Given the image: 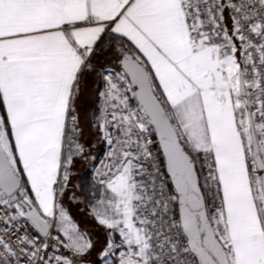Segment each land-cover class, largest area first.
I'll list each match as a JSON object with an SVG mask.
<instances>
[{
  "label": "snow or ice",
  "instance_id": "obj_1",
  "mask_svg": "<svg viewBox=\"0 0 264 264\" xmlns=\"http://www.w3.org/2000/svg\"><path fill=\"white\" fill-rule=\"evenodd\" d=\"M0 264H264V0H0Z\"/></svg>",
  "mask_w": 264,
  "mask_h": 264
},
{
  "label": "rangeland",
  "instance_id": "obj_2",
  "mask_svg": "<svg viewBox=\"0 0 264 264\" xmlns=\"http://www.w3.org/2000/svg\"><path fill=\"white\" fill-rule=\"evenodd\" d=\"M72 211L75 219L81 224L82 228L95 230V226L93 225L91 219L85 212L81 211L79 207H73Z\"/></svg>",
  "mask_w": 264,
  "mask_h": 264
}]
</instances>
